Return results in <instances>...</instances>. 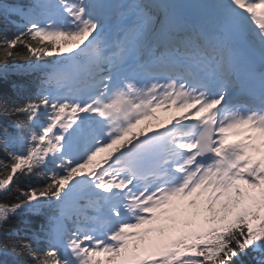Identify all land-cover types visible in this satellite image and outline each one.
Returning <instances> with one entry per match:
<instances>
[{
    "label": "snow or ice",
    "instance_id": "1",
    "mask_svg": "<svg viewBox=\"0 0 264 264\" xmlns=\"http://www.w3.org/2000/svg\"><path fill=\"white\" fill-rule=\"evenodd\" d=\"M160 107L186 111L126 139ZM249 256L264 0H0V264Z\"/></svg>",
    "mask_w": 264,
    "mask_h": 264
},
{
    "label": "rangeland",
    "instance_id": "2",
    "mask_svg": "<svg viewBox=\"0 0 264 264\" xmlns=\"http://www.w3.org/2000/svg\"><path fill=\"white\" fill-rule=\"evenodd\" d=\"M179 110H180V109H176V110H174V111H172V112H171V111L168 112L166 109H163V108H161V107H160V108H157V109L155 110V112H161V114L157 115V117H156V116H154L153 118L148 117L147 119L142 120V121L136 126V129H135V130L132 129V132H131V133L134 132V133H136V134H139L140 130H141L142 128L146 127V126L148 125L149 122L152 123V124H158L160 121L166 119V116H164L165 114H168V117H173V116H175V115L179 112ZM153 119H155V120H153ZM131 136H132V134H129V136L126 137V139H130ZM107 154H108V150H105V152H102V153L98 154V157L95 158V159H99L100 157H102V156H104V155H107Z\"/></svg>",
    "mask_w": 264,
    "mask_h": 264
},
{
    "label": "bare ground",
    "instance_id": "3",
    "mask_svg": "<svg viewBox=\"0 0 264 264\" xmlns=\"http://www.w3.org/2000/svg\"><path fill=\"white\" fill-rule=\"evenodd\" d=\"M173 117H174V116H173ZM168 121H169V120H167V121H165V122H162V123H160L159 125H156V126H150V127H147V128H145V129H143L142 131L147 132V130H148L149 128H157V127H159V126L162 125V124H167ZM142 131H141V132H142Z\"/></svg>",
    "mask_w": 264,
    "mask_h": 264
},
{
    "label": "trees",
    "instance_id": "4",
    "mask_svg": "<svg viewBox=\"0 0 264 264\" xmlns=\"http://www.w3.org/2000/svg\"><path fill=\"white\" fill-rule=\"evenodd\" d=\"M57 39H62V38H57ZM246 262H249V264H251V257H245L244 258Z\"/></svg>",
    "mask_w": 264,
    "mask_h": 264
}]
</instances>
